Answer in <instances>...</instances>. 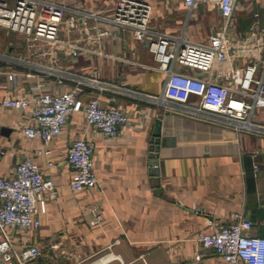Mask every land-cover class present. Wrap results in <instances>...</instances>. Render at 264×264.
<instances>
[{"label":"crops","instance_id":"1","mask_svg":"<svg viewBox=\"0 0 264 264\" xmlns=\"http://www.w3.org/2000/svg\"><path fill=\"white\" fill-rule=\"evenodd\" d=\"M57 1L100 12L102 17L91 23L109 28L111 35L98 37L91 27L62 29L61 38L83 46L73 54L68 45L0 26V175H11L21 160L44 146L39 137L23 132L27 113L3 106L6 97L62 92L82 79L85 100L101 95L135 120L118 136L108 137L84 113L75 112L51 143L55 165L49 166V156L34 154L45 174L55 179L57 192L47 197L42 225L18 234L20 242L36 243L42 250L30 264H226L200 237L232 222L235 213L253 222L250 232L264 236V131L157 102L166 74L156 67L147 42L110 21L116 0ZM146 1L153 5L152 28L186 30L194 40L207 41L212 26L223 19L213 4L190 10L185 0ZM253 18L243 20L241 29L235 23L237 33L246 34ZM198 31L200 39L194 37ZM244 61L233 59L228 65ZM47 66L64 68L70 76L59 82ZM220 68L211 74L217 76ZM88 78L100 83L92 86ZM219 79L226 80L223 75ZM145 111L151 115L145 117ZM159 118L164 141L159 152L162 175L156 176L151 160ZM252 121L264 125V108L256 110ZM80 136L95 143L98 184L76 191L70 186L73 168L67 156ZM95 205L102 213L100 223L92 222Z\"/></svg>","mask_w":264,"mask_h":264},{"label":"built area","instance_id":"2","mask_svg":"<svg viewBox=\"0 0 264 264\" xmlns=\"http://www.w3.org/2000/svg\"><path fill=\"white\" fill-rule=\"evenodd\" d=\"M188 8L213 4L222 14V22L214 24L207 41L191 39L186 30L180 33L160 32L150 26L153 5L146 0H116L110 21L128 30L139 40L148 43L156 60V67L166 74L164 92L157 102L171 109L224 119L264 131L263 124H255L252 117L264 108V24L260 12L254 14L246 34L235 28L236 13L241 0H185ZM70 9L72 12L69 13ZM92 10L73 9L57 0H0V26L36 40L68 45L73 54L83 48L80 44L61 38L62 29L94 28L98 37L111 35V30L92 19L101 18ZM245 60L243 64L228 65L231 60ZM218 65L221 73L212 75ZM184 68H192L187 71ZM62 82L70 76L64 68L47 66ZM223 75L225 81L219 79ZM14 77V73L10 74ZM97 86V78L87 79ZM84 80L62 92L43 91L30 96H9L2 104L27 113L22 126L30 138L39 137L44 146L34 154L51 156V143L62 134L70 116L84 113L87 122L108 137L118 136L134 122V116L117 104H106L101 95L84 99ZM145 111L144 116H150ZM95 143L80 136L72 141L67 161L73 168L70 186L73 190L94 188L98 175L94 160ZM34 154L21 160L11 175H0V264H30L42 254L33 242H20L18 234L35 230L42 225L47 210V197L57 192V183L47 176ZM49 166L55 165L51 157ZM256 169L259 168L255 164ZM93 223H100L98 206L91 208ZM228 224H219L212 231H203L200 240L205 248L214 249L226 264H264V236L250 232L253 222L242 213H235ZM201 258V254H197ZM161 264H173L169 261Z\"/></svg>","mask_w":264,"mask_h":264},{"label":"rangeland","instance_id":"3","mask_svg":"<svg viewBox=\"0 0 264 264\" xmlns=\"http://www.w3.org/2000/svg\"><path fill=\"white\" fill-rule=\"evenodd\" d=\"M263 6H264V0H244V1H242L241 2V6L238 9V11L236 13V16H235V18L237 19L236 20L237 27L241 29V27L243 26L242 21L246 20V19L247 20L248 19H252L256 12H260L261 17H262V19L264 21V16H263V13H262V7ZM200 31H198L194 35V37L196 39L197 38L200 39L199 38L200 37L199 35L201 34ZM201 38H202V35H201ZM197 41H199V40H197Z\"/></svg>","mask_w":264,"mask_h":264},{"label":"water","instance_id":"4","mask_svg":"<svg viewBox=\"0 0 264 264\" xmlns=\"http://www.w3.org/2000/svg\"><path fill=\"white\" fill-rule=\"evenodd\" d=\"M162 120L159 118L157 120V127L155 128V131H154V143H153V146H154V150L153 151H156L152 156H153V159L151 160V165H152V168L155 170L153 172V174H155L156 176H161L162 175V171H161V162L159 160V152H160V149H161V145L163 143V138H162Z\"/></svg>","mask_w":264,"mask_h":264},{"label":"trees","instance_id":"5","mask_svg":"<svg viewBox=\"0 0 264 264\" xmlns=\"http://www.w3.org/2000/svg\"><path fill=\"white\" fill-rule=\"evenodd\" d=\"M154 150V149H153Z\"/></svg>","mask_w":264,"mask_h":264}]
</instances>
